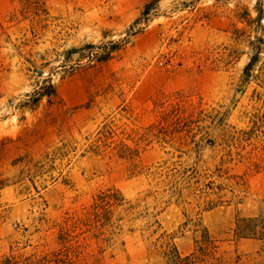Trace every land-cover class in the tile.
Masks as SVG:
<instances>
[{"label":"rangeland","instance_id":"rangeland-1","mask_svg":"<svg viewBox=\"0 0 264 264\" xmlns=\"http://www.w3.org/2000/svg\"><path fill=\"white\" fill-rule=\"evenodd\" d=\"M258 1L47 0L51 16L38 37L29 27L4 32L0 36V244L21 237L19 228L30 223L35 195L56 203L65 195L93 192L111 184L120 186L128 196L149 185L147 175L131 178L125 163L111 166L92 150L83 157L80 154L90 149L108 115L119 117L127 101H144L169 80V53L184 55L207 46L211 52L208 63L216 59L214 68L201 69L185 60L174 81L183 92L224 99L230 120L245 128L250 119L246 106L255 101L254 87L261 90L259 84L264 86V70L256 71L261 75L246 91L231 81L239 77L248 58L237 28L245 26L240 13L247 8L256 16ZM13 8L11 0H0V16ZM74 46L78 50L68 53ZM111 48L108 60L96 59ZM50 76L58 84L57 95L51 101L44 96L30 109L27 105L32 101L28 100L35 95L26 93L46 89L45 79ZM118 123L122 127L128 124ZM262 133L254 131L253 147L240 144L236 159L224 164L225 171L215 172L219 158L210 148L204 150L199 164L215 174L194 183L200 186L185 190L190 217H196L200 205L208 201L219 202L205 215L214 223L232 220L238 214L259 213L264 195ZM71 148H76L77 154ZM164 157V151L156 147L144 160L152 164ZM210 180L216 190L206 188L208 193H201L200 187ZM181 209L172 205L169 213L160 217L170 230L183 229L181 224L189 220L178 241L181 250L189 253L201 231ZM125 235L134 264H168L163 256L149 258L139 230L127 229ZM256 248L252 238L238 243L243 253ZM96 262L106 264V256L97 255Z\"/></svg>","mask_w":264,"mask_h":264},{"label":"trees","instance_id":"trees-1","mask_svg":"<svg viewBox=\"0 0 264 264\" xmlns=\"http://www.w3.org/2000/svg\"><path fill=\"white\" fill-rule=\"evenodd\" d=\"M11 1L14 8L0 16V36L19 27H25V31L29 27L38 37L51 16L47 0ZM255 9L256 16L247 8L240 13L245 26L237 27L247 48L243 53L248 58L231 85H237L242 91L260 77L257 70H264V1L259 0ZM77 50L74 46L67 51L74 53ZM113 50L107 49L96 55V59L100 62L108 60ZM210 53L207 46L184 55L169 53L166 64L169 80L144 101L137 104L127 101L122 105L123 114L119 117L113 113L108 115L110 119L103 120L90 149L86 148L80 154L83 157L87 150H92L111 166L125 163L131 178L147 175L149 185L132 196L126 195L116 184L93 192L65 195L56 203L49 202L41 194L33 196L35 208L30 223L19 228L21 237L0 244V264H97V255L106 256V264H134L126 243L127 229L141 232L149 258L163 256L168 264H264V195L258 214H238L221 223L205 217L219 205L218 201L200 205L196 217H190L186 207L185 190L189 186H200V183H194L215 174L199 164L206 148L213 150L215 158H219L214 171H225L224 164L229 159H236L242 142L253 147L256 143L254 131L264 133L262 84H259L261 90L254 87L255 101L246 106L245 112L250 119L245 128L230 120L231 111L225 109L224 99H210L201 93H186L178 88L174 77L185 60H192L201 69L214 68L216 59L207 61ZM45 81L47 84L43 88L46 89L26 93L35 95V99L28 100L32 101L27 105L30 109L36 108L44 96L51 101L57 95L58 84L53 78L47 77ZM114 92H117L116 88ZM120 120L128 124L122 127L118 123ZM259 140H262L261 136ZM156 147L164 151L165 157L156 163H146L145 154ZM76 150L71 148L75 154ZM206 188L216 190L211 180L200 187L201 193H208ZM172 205L181 206L183 215L190 217L196 229L201 231L189 253L183 252L178 244L187 231L189 220L183 221V229L170 230L160 217ZM243 238L256 240V250L239 251L238 243Z\"/></svg>","mask_w":264,"mask_h":264},{"label":"crops","instance_id":"crops-1","mask_svg":"<svg viewBox=\"0 0 264 264\" xmlns=\"http://www.w3.org/2000/svg\"><path fill=\"white\" fill-rule=\"evenodd\" d=\"M133 258V257H132Z\"/></svg>","mask_w":264,"mask_h":264}]
</instances>
